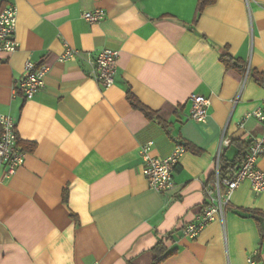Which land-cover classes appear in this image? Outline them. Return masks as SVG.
<instances>
[{"label":"crops","instance_id":"obj_1","mask_svg":"<svg viewBox=\"0 0 264 264\" xmlns=\"http://www.w3.org/2000/svg\"><path fill=\"white\" fill-rule=\"evenodd\" d=\"M197 3L0 0V11L17 9L18 44L0 53V114L15 120L26 157L9 179L0 165V264L264 263V218L249 214H264V193L248 182L222 220L194 239L182 235L207 203L222 137L230 145L221 168L235 172L262 135L255 119L243 118L263 106L264 0H210L198 16ZM101 9V22L83 20ZM66 48L81 55L61 64ZM103 50L118 52L106 89L85 59ZM27 60L49 70L29 101L15 90ZM127 91L149 115L130 105ZM193 96L210 101L204 124L189 119ZM148 142L157 158L187 146L166 194L143 176L139 150ZM257 167L264 172V157ZM159 243L169 257L153 252Z\"/></svg>","mask_w":264,"mask_h":264},{"label":"built area","instance_id":"obj_2","mask_svg":"<svg viewBox=\"0 0 264 264\" xmlns=\"http://www.w3.org/2000/svg\"><path fill=\"white\" fill-rule=\"evenodd\" d=\"M82 18L88 24H97L105 19V12L102 9L85 12L82 14ZM16 26L17 9L14 5L0 11V53L12 54L18 49L16 38H14ZM80 55L77 50L66 48L58 58V62L61 64L74 62ZM85 59L91 67L90 78L98 82L102 88L106 89L113 86L117 75V51L103 50L94 58L87 55ZM24 64V74L16 83L15 90L21 93L24 100L29 101L44 88L45 76H47L49 70L44 66L37 67L31 60H27ZM245 76H247V73ZM190 104L189 119L200 124L206 123L210 101L201 96H193L190 98ZM250 118L255 119L262 127L260 139L250 143L241 167L235 172H229L226 178H222L219 175L222 166L219 157L222 149L230 145V141L222 137L215 166V177L211 185L204 189L207 203H205L206 205L194 221L182 229L184 237L190 240L194 239L216 217L222 220L229 206L230 196L244 182L250 184L256 195L264 193V172L257 167L258 160L264 157V100L263 106L244 116L243 121ZM242 125L241 123L240 126L242 127ZM152 147V142L140 147L139 156L142 161V173L150 190L159 194H166L173 190L175 186V168L181 156L185 153V149L178 142L171 155L165 158H157L151 155ZM25 158V153L17 143L15 120L8 115L0 114V165L2 167V177L4 179L13 177L18 168L23 165ZM247 264L264 263H259L249 257Z\"/></svg>","mask_w":264,"mask_h":264},{"label":"trees","instance_id":"obj_3","mask_svg":"<svg viewBox=\"0 0 264 264\" xmlns=\"http://www.w3.org/2000/svg\"><path fill=\"white\" fill-rule=\"evenodd\" d=\"M136 1V0H135ZM208 2H210V0H198L197 3V9H196V14L197 16L200 14V12L202 11V9L204 8V6L206 4H208ZM221 61L226 65L229 66V63L231 60L230 57L227 56H223L221 58ZM136 98L133 97V95L130 93V91H127V100L129 101L130 105L136 109L139 110L140 112H142L145 115H149L148 111L137 101L135 100ZM182 146L185 149V152L187 151V146L184 143H181ZM249 147V146H248ZM247 148V147H246ZM228 168H221L220 169V177L222 178H226V176L228 175ZM234 169L233 167L231 168V172H233ZM214 179V178H213ZM65 199V198H64ZM250 217L254 218V219H258V218H264V214L261 212H257V211H252L249 212ZM153 252L157 255V256H163L164 255V259L169 257L171 254H166L165 249L163 248V245L161 243L155 245V248L153 249ZM153 264H159V262L155 261Z\"/></svg>","mask_w":264,"mask_h":264}]
</instances>
